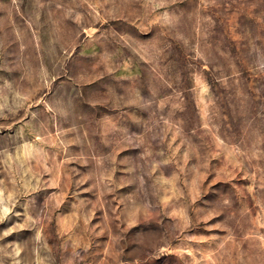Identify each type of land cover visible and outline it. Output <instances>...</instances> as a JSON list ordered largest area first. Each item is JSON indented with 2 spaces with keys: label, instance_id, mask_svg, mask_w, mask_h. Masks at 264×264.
I'll use <instances>...</instances> for the list:
<instances>
[{
  "label": "rangeland",
  "instance_id": "obj_1",
  "mask_svg": "<svg viewBox=\"0 0 264 264\" xmlns=\"http://www.w3.org/2000/svg\"><path fill=\"white\" fill-rule=\"evenodd\" d=\"M0 264H264V0H0Z\"/></svg>",
  "mask_w": 264,
  "mask_h": 264
}]
</instances>
